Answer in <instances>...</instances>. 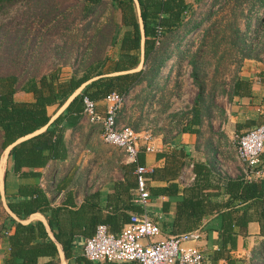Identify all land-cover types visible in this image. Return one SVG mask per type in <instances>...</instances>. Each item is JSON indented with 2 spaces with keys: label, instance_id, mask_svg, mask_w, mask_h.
<instances>
[{
  "label": "trees",
  "instance_id": "trees-1",
  "mask_svg": "<svg viewBox=\"0 0 264 264\" xmlns=\"http://www.w3.org/2000/svg\"><path fill=\"white\" fill-rule=\"evenodd\" d=\"M22 1L25 4L21 3ZM201 1L70 0V8L76 11L75 23H72L71 27L74 34L68 36L52 33L62 38L61 44H64L65 40L76 46L82 41L85 42L86 52L80 56L70 73L66 77L62 76L63 63L59 66H50L40 74H35L36 71H34L23 79H20L16 71H0V155L16 140L46 126L40 133L18 142L10 149L8 157L11 171L18 178L33 177L36 173L32 170L43 167L49 158L63 159L62 133L65 127L78 123L83 110V98L96 103L103 100L109 93L125 96L140 83L152 82L174 52L178 41L182 39L183 35L176 34L178 29L185 26L184 33H187L197 26L191 22L192 5ZM232 1V7L228 9L225 20L227 28L241 23L247 29L252 23L253 25L258 24V27L264 30L263 17L258 21L252 18V15H256L259 10H264V0ZM11 3L13 0H0V13L4 12V7ZM16 3L24 6L25 11L22 13L25 15L21 16L30 18L29 23L39 24V28L44 29V32H48L49 29L59 31L60 28H68V25L60 27L65 15L58 9V6H51L48 0H20ZM243 4H245V9H240ZM7 9L5 8V11ZM105 11H107L106 17H104ZM114 13H117L118 21L115 20ZM233 29L234 35L239 34L238 27ZM117 30L121 31L119 36H116ZM37 36V33L31 35L28 46L31 45L32 48ZM12 39L16 37L10 38ZM40 39L43 43V38ZM24 42L21 41V44ZM175 42L178 43L174 45ZM242 42L243 40L239 39L234 44L240 48ZM111 47H116V54L113 57L107 55ZM242 56L243 59L257 60V56L250 53ZM192 60H194V55L191 57L190 66L192 78L198 88L195 101L197 107L191 109L189 118L181 124L178 132H191L198 140L201 134L199 126L204 88L197 79L196 63ZM140 63L142 68L134 71ZM251 84V79L241 80L237 75L231 78L225 85L226 89L221 91L230 100L233 97H247L251 91ZM78 88H80L79 92L48 124L49 116L46 108L61 107ZM17 92L30 93L32 102L14 101L13 95ZM206 112L208 113V108ZM220 113L223 111L221 110ZM118 117L119 111L116 115V122ZM261 124H264V117L259 116V119L255 121L247 120L242 125H234V130L238 131L243 128L250 130ZM191 126L197 129H191ZM133 131L136 132L135 129ZM211 150L203 155L206 160L212 159L211 162H213L214 156ZM260 155L259 164L264 153ZM142 164V155L137 154L135 162L127 165L128 170L133 173L134 181H126L123 184L114 183L111 193L113 195L120 193L128 199L132 198L131 193L136 188L134 171L136 167H142ZM23 168L26 171H22ZM154 172L153 170L143 175L145 179H150L154 177ZM191 172L193 174L192 183L185 190V193L189 194L187 198L179 202L181 213H188L191 217L198 219L201 212L210 204L211 196L217 194L224 196L219 206L222 211L215 217L217 240L213 259L224 257L227 259V264H231L227 254L235 250L237 236L246 231L250 222L257 223L258 236L263 238L264 243V176L245 179L239 175L229 178L216 173L207 165L196 162L192 164ZM211 177L216 179H212L213 183ZM3 199L8 212L5 211L0 201L2 264H58L56 247L48 238L42 223L35 220L24 223L30 215L35 213L44 217L54 240L59 244L66 264H97L87 261L82 256V246L73 244V235L77 232L79 225V214L77 220V214L73 211L65 208H52L44 192L37 185H18L15 194H4ZM126 209L128 211L126 213L108 215L105 218L104 224L109 233H119L123 225L128 222L131 215L129 213L139 212V209L132 203L125 207ZM93 232L80 231L81 234L86 235H91ZM40 258L46 260L39 263ZM101 264L116 263L102 262Z\"/></svg>",
  "mask_w": 264,
  "mask_h": 264
},
{
  "label": "crops",
  "instance_id": "crops-1",
  "mask_svg": "<svg viewBox=\"0 0 264 264\" xmlns=\"http://www.w3.org/2000/svg\"><path fill=\"white\" fill-rule=\"evenodd\" d=\"M238 76L241 80H252L251 91L247 97H233L231 99L232 105L238 104V107L241 104L244 105L240 112H235L234 106H231L228 111H224L226 124L223 123L219 130L225 131L228 142L231 141L233 135L237 136L247 130L243 128L235 131L234 125H242L247 120L255 121L259 119V116L264 117V65H259L252 60L244 61L239 68ZM13 99L21 103L32 102L30 93L17 92L13 95ZM69 100L70 98L67 102ZM66 103L61 107L49 106L46 108L49 116L48 124L63 111ZM94 108L96 113L101 114L104 110L103 100L96 102ZM230 124L233 125L232 128ZM45 128L46 126L16 140L2 151L0 155V201L2 206L4 194H15L18 185H37L44 192L52 208H65L73 211L77 214V220L80 216L77 232L73 235V244L77 246H83L84 241L92 235L81 234L80 231L93 232L96 225H105L104 220L108 215L115 216L118 213L128 212L125 207H128L130 203L136 206L139 209L138 213H140V208L134 202L135 190L131 193L132 198L130 199L120 195V193H114V195L111 193L114 183L123 184L126 181H134L133 173L127 168L128 163L116 147L101 140L99 126L89 123L82 114L76 125L67 126L63 130V159L49 158L43 167L32 170L36 176L18 178L10 169V159L7 154L9 149L18 142L40 133ZM190 128L197 129L193 126ZM144 143L143 140H139L138 154L142 155V165L147 173L155 171L153 178H146L149 198L145 207V214L159 229V236L156 240L198 230L202 233L200 241L195 244H187V246H197L202 252L203 264H227V259L224 257L216 260L212 257L217 240L215 217L222 211L219 206L224 199L223 194L211 196L209 198L210 204L201 212L198 219L191 217L188 213H181L179 202L181 199L187 198L189 194L185 193V190L192 183L191 169L195 162L207 165L216 173L229 178H235L239 174L228 160L223 163V172H221L220 167L222 165L219 160L214 159L213 162H211L212 159L206 160L202 154L204 150L199 146L197 148V137L191 132H173L172 137L164 140L157 136L151 137L148 145L152 146L153 151L150 153L143 151ZM263 153L264 147L261 154ZM2 154L4 156L1 158ZM258 170V176H264L263 156L260 158ZM22 171H26V169L23 168ZM212 179L215 178L211 177V182ZM220 193L222 192L220 191ZM129 214L132 215V212ZM32 220L39 221L44 226L48 238L56 247L58 264H66L59 244L54 240L44 217L35 213L30 215L24 223ZM259 241H263V238L258 236V225L256 222H250L246 231L237 236L235 250L227 254L230 263L245 264V257H248L251 248ZM141 242L147 244L149 240H142ZM45 260V258H40L38 261L42 263Z\"/></svg>",
  "mask_w": 264,
  "mask_h": 264
},
{
  "label": "rangeland",
  "instance_id": "rangeland-1",
  "mask_svg": "<svg viewBox=\"0 0 264 264\" xmlns=\"http://www.w3.org/2000/svg\"><path fill=\"white\" fill-rule=\"evenodd\" d=\"M19 1L13 0V3L6 5L4 12L0 13V71H16L20 79H23L34 71L35 74H40L50 66H59L63 63L62 76L66 77L75 67L80 56L86 52L84 41L78 46L73 43L72 45L68 40L61 44L62 38L52 34L60 33L68 36L74 34L71 27L75 23L76 11L70 8V0H48L51 6H58L65 15L60 27L68 25L66 29L60 28L59 31L49 29L48 32L39 28L37 23H29L30 18L21 16L25 15L22 13L25 11L24 6L21 5L25 2L17 4L16 2ZM232 2V0H202L192 5L191 22L197 26L187 33H184L185 26L178 29L176 34L183 36L179 43H174V45L178 43L174 52L152 82L140 83L123 97L117 122L119 125L135 129L137 133H144L150 137L157 136L161 140L169 139L173 132L178 133L181 124L189 118L191 109L197 107L195 101L198 88L192 78L190 66L191 57L194 55L192 61L196 63L197 79L204 88L199 126L201 134L197 145L204 150L202 154L209 153L212 149L214 159L219 160L222 165L221 172H223V163L228 160L236 172L242 175L233 143L240 134L233 135L228 142L225 131L219 129L225 123L224 111L234 106L235 112H240L244 105L241 104L239 107L238 104L232 105V101L224 96L225 93L221 90L226 89L225 85L228 81L238 75L240 66L248 60L243 59V54L250 53L257 56L254 62L264 65V30L258 27V24L252 23L247 29L241 23L227 28L225 20ZM5 8L8 9L5 11ZM11 8L12 10H9ZM243 8L245 9V4L240 9ZM106 14L107 11L104 12V17L107 16ZM114 17L118 21L117 13H114ZM252 18H256L257 21L260 18L264 20V10H259L256 15H252ZM234 27L239 28V34L234 35L232 31ZM120 32L117 30L116 36H119ZM35 33L38 38L31 48V45L28 46V40ZM15 37L16 39L10 40ZM239 39L243 40L240 48L234 44ZM21 41L25 42L21 44ZM115 54L116 47H111L107 51L109 57ZM138 67L141 69L142 64ZM221 110L223 113H220ZM230 125L232 128L233 125ZM3 156L2 154L1 158ZM2 260L0 244V264ZM245 264H264L263 241H259L251 248L248 257H245Z\"/></svg>",
  "mask_w": 264,
  "mask_h": 264
},
{
  "label": "built area",
  "instance_id": "built-area-1",
  "mask_svg": "<svg viewBox=\"0 0 264 264\" xmlns=\"http://www.w3.org/2000/svg\"><path fill=\"white\" fill-rule=\"evenodd\" d=\"M123 97L115 93L106 95L101 114L95 112V103L83 98L82 115L89 123L99 126L101 140L121 151L126 163L130 164L135 162L140 146L139 140L145 142L142 146L144 152L150 153L153 148L148 145L150 136L137 133L116 122ZM233 143L242 176L245 179L257 177L259 155L264 147V124L237 136ZM146 172L143 166L136 167L134 171L136 181L134 202L140 208V213L130 215L128 222L117 234L109 233L105 225H97L92 236L84 241L82 256L94 263L203 264V255L197 246H187L200 241L202 237L200 231L194 230L156 240L159 229L145 214L149 198L143 175ZM142 240H149V243L142 244Z\"/></svg>",
  "mask_w": 264,
  "mask_h": 264
},
{
  "label": "water",
  "instance_id": "water-1",
  "mask_svg": "<svg viewBox=\"0 0 264 264\" xmlns=\"http://www.w3.org/2000/svg\"><path fill=\"white\" fill-rule=\"evenodd\" d=\"M140 64H141V63H140ZM140 64H139V65H140ZM139 65H138V66H139ZM138 68H139V67H137L134 71H137ZM80 88H81V87H80ZM80 88H78V89H77V90H76L71 96L73 97L74 95H76V94L79 92ZM71 96L69 97L70 100H71V98H72ZM69 98H68V99H69ZM70 100H69V101H70ZM69 101H68V102H69ZM66 102H67V101H66ZM66 102H65V103H66ZM68 102H67V103H68ZM65 103H64V104H65ZM67 103H66V105H67ZM66 105H65V106H66ZM62 106H63V105H62ZM13 146H14V145H13ZM13 146H12V147H13ZM12 147H11V148H12ZM11 148H10V149H11ZM10 149H9V151H10ZM9 151H8V152H9ZM7 154H8V153H7ZM3 208L5 209L6 212H8V210L6 209V207H5L4 204H3Z\"/></svg>",
  "mask_w": 264,
  "mask_h": 264
}]
</instances>
